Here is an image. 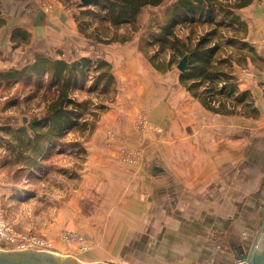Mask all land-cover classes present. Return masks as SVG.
Masks as SVG:
<instances>
[{
  "label": "crops",
  "instance_id": "0c3cea01",
  "mask_svg": "<svg viewBox=\"0 0 264 264\" xmlns=\"http://www.w3.org/2000/svg\"><path fill=\"white\" fill-rule=\"evenodd\" d=\"M245 10L241 18L248 25L247 41L264 59V2ZM40 11L43 15L35 25ZM4 19L7 26L0 30V71L13 68L19 55H26L31 62L36 54L53 55L66 50L79 34L71 11L59 2L38 10L29 25ZM18 28L29 32L31 40L24 53L19 48L7 61L14 47L11 34ZM115 48H106L104 56L114 66L118 102L103 116L101 125L130 127L128 124L143 112L163 135L159 137L153 127L148 128L137 165L118 164L116 152L96 150L91 156L90 163L97 160L98 164L88 168L87 176L108 184L119 202L112 216L132 217L126 222L134 223L129 228L133 238H145V233L150 238L155 232H161V238L162 233H168L164 238L175 239L173 248L181 254L185 249L183 240H194L197 264H237V260L240 264L241 256L248 254L254 244L263 252L264 63L249 61L245 70L235 66L239 86L251 92L260 117L230 118L208 112L182 88L166 99L157 76L141 71L143 64L137 57L125 55L115 61L110 54ZM76 52L64 54L74 56ZM89 55L91 52L81 49V57ZM124 62L127 67L122 65ZM115 63L125 72L120 73ZM127 80L132 81L129 87ZM131 131V141L136 140L135 131ZM125 132L129 134L127 129ZM164 222L172 224L171 229L153 225L151 230L152 223ZM219 253L223 256L220 261L209 260Z\"/></svg>",
  "mask_w": 264,
  "mask_h": 264
},
{
  "label": "rangeland",
  "instance_id": "374dc122",
  "mask_svg": "<svg viewBox=\"0 0 264 264\" xmlns=\"http://www.w3.org/2000/svg\"><path fill=\"white\" fill-rule=\"evenodd\" d=\"M54 2H59L71 11L79 34L71 40L69 48L47 56L71 62L81 58V49L83 48L86 49V52H91L89 56L106 59L104 56L107 54L106 48L115 45L116 48L110 53L113 55V59L119 61V58L125 55L139 58V62L143 64L141 71H148L150 75L157 76V81L164 89L166 99L169 100L171 98L169 94L175 90L184 89L179 82L178 63L172 66L171 71L167 73L157 71L149 62V54L156 52L158 48H145L142 42L146 41L147 34L151 30H155L157 24L165 20L166 9L175 0H167L158 7H145L138 16L139 28L136 32L130 26L115 29L109 23L102 21L99 16L92 15V11L85 16L81 11L86 9L81 8L83 4L80 0H0V12L3 17L13 18L19 20L20 24L29 25L38 10H47ZM263 2L264 0H256L252 5ZM247 8L237 10V13L241 16L247 12L245 10ZM81 20L83 27L88 26L87 32L100 40L113 38L119 40L123 36L130 37V39L124 43L115 41L108 44L90 39L81 33ZM202 31L203 28H197L194 35ZM190 32V28H182L178 30V35L185 38ZM231 34L226 33L227 36ZM237 36L243 37V32L237 33ZM119 45L121 46L119 47ZM26 46H14L13 50L9 52L10 57H7V61L13 59L11 53L18 52L19 48L24 53ZM77 50L80 51L76 52ZM64 52L69 54L76 52V54L72 56L64 54ZM225 53H233L237 60L246 54L236 48H226V52L223 51L221 55ZM63 55L66 57L64 58ZM159 58L169 60L171 53L160 54ZM16 59L14 65L12 64L13 68L24 67L34 60L33 58L31 62H28L29 57L24 54L19 55ZM106 60L108 61V59ZM1 61L4 62V60ZM259 63L263 64L260 61ZM260 64L259 66H262ZM122 65L127 67L125 62ZM248 65L249 61L247 65H237L236 67L245 70ZM5 66L9 67L7 63ZM116 66L120 73L125 72L122 69L123 66L118 63ZM131 85L132 81L127 80L126 87ZM33 92L34 89L31 86L0 83V129L20 128L26 126L34 116L43 115L47 101L41 93L37 96ZM117 95L115 101L109 104V109L118 102ZM76 97L79 100L90 98L81 92L77 93ZM95 102H99V100H95ZM109 109L100 115L93 130L72 131L60 140L58 146L52 149L47 159L42 162V169L22 170V165L16 164L15 155L9 152L12 138L0 132V214L17 233L39 236L49 242L51 247L44 252L73 257L83 264H197L198 258L193 254L192 249L194 248L192 246L194 245L193 239L192 242L190 239L183 240L185 249L181 254L179 249L173 248L175 239L164 238L168 233H162L161 238H158V234L161 232H155L150 238H147L146 233L145 238L144 235L142 238L131 237L133 232L129 228L134 223L126 222V219L131 220L132 217L112 216L118 207L116 201L118 205L119 202L114 198L110 186L101 184L93 176L92 178L87 176L88 168L98 164L97 160L90 163L91 156L96 150L106 154L116 152V161L122 166L137 165L140 151L143 150L142 137L143 135L147 136L148 128L153 127L149 117L146 118L143 112L128 124L130 127L101 125V120ZM125 129L128 133L129 129L130 131L133 129L136 140L131 141V134H127ZM152 130L155 131H153L155 134H160L159 137L163 135V132L157 133L159 132L157 127H153ZM146 224L147 227L150 225ZM153 225L155 228L161 225V229L166 227L171 229L172 227V224L166 222L152 223L151 230H154ZM0 250L13 251L15 249L14 246L7 245L0 239ZM222 257V254L219 253L209 257V260L213 259L218 262ZM181 260L184 261L180 263Z\"/></svg>",
  "mask_w": 264,
  "mask_h": 264
},
{
  "label": "trees",
  "instance_id": "16d2710c",
  "mask_svg": "<svg viewBox=\"0 0 264 264\" xmlns=\"http://www.w3.org/2000/svg\"><path fill=\"white\" fill-rule=\"evenodd\" d=\"M167 0H93L81 12L99 16L113 28L130 26L136 32L138 16L147 7H158ZM256 0H175L164 14V21L151 30L143 47H157L149 54V62L161 73L171 71L186 55L188 67L179 74V82L205 110L220 116H243L258 119L261 115L250 91L242 90L235 75V66L247 65L248 61L264 59L246 39L248 25L237 10L252 5ZM83 20V19H82ZM81 33L102 43L128 41L125 36L116 40H100L82 26ZM6 20L0 12V30ZM190 28L185 38L178 30ZM197 28L203 31L194 35ZM243 32L239 38L237 33ZM226 33H232L227 36ZM31 35L24 29H15L11 34L14 46L28 45ZM226 48H236L246 53L238 59L233 53L221 55ZM171 53V59L159 58ZM147 53V52H146ZM148 54V53H147ZM0 83L31 86L34 94H42L47 101L43 115L34 116L20 128H1L0 132L12 138L9 152L15 155L21 169H42L52 149L58 146L68 133L76 130H93L101 114L109 109L117 95V78L111 62L99 56H86L68 62L36 54L32 63L21 68L0 72ZM90 98L79 100L77 93ZM99 100V102H95Z\"/></svg>",
  "mask_w": 264,
  "mask_h": 264
},
{
  "label": "water",
  "instance_id": "95a60500",
  "mask_svg": "<svg viewBox=\"0 0 264 264\" xmlns=\"http://www.w3.org/2000/svg\"><path fill=\"white\" fill-rule=\"evenodd\" d=\"M83 5L90 3L93 0H80ZM43 11L38 12L35 17V25L40 21ZM188 58L186 55L180 60L177 69L180 73H184L188 67ZM26 123V119L24 120ZM257 245L254 244L250 252L241 256L240 264H264V251L259 252ZM0 264H83L78 259L73 257H63L51 252L27 250H13L1 251L0 250ZM103 264V263H95Z\"/></svg>",
  "mask_w": 264,
  "mask_h": 264
},
{
  "label": "built area",
  "instance_id": "2783aa9c",
  "mask_svg": "<svg viewBox=\"0 0 264 264\" xmlns=\"http://www.w3.org/2000/svg\"><path fill=\"white\" fill-rule=\"evenodd\" d=\"M0 239L7 245L14 246V249L19 250H35L48 251L51 247L50 243L45 239L30 235L17 233L0 214Z\"/></svg>",
  "mask_w": 264,
  "mask_h": 264
}]
</instances>
